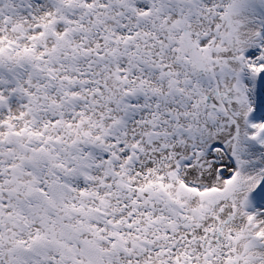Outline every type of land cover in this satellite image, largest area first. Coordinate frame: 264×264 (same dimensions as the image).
<instances>
[{"label":"rangeland","instance_id":"obj_1","mask_svg":"<svg viewBox=\"0 0 264 264\" xmlns=\"http://www.w3.org/2000/svg\"><path fill=\"white\" fill-rule=\"evenodd\" d=\"M117 1L0 0V68L14 71L28 58L35 70L0 87L7 98L25 94L0 110V216L4 211L30 248H60L47 264H84V253L93 254L71 235L77 230L93 249L109 251L99 252L95 264H203L201 238L215 229L217 206L190 225L166 226L151 219L170 210L138 197L131 213L142 233L128 249L109 244L127 229L121 220L129 219L122 206L128 182L138 189L157 182L171 193L199 177L197 150L203 151L197 138V146L183 144L179 157L171 151L168 71L163 63L142 62L139 52L148 46L140 14ZM193 121L195 134L214 129H205L200 115ZM58 151L60 162L46 161V153ZM88 176L93 181L83 180Z\"/></svg>","mask_w":264,"mask_h":264},{"label":"bare ground","instance_id":"obj_2","mask_svg":"<svg viewBox=\"0 0 264 264\" xmlns=\"http://www.w3.org/2000/svg\"><path fill=\"white\" fill-rule=\"evenodd\" d=\"M120 2L140 14L142 39L148 46L146 53L139 52L142 62L163 63L168 71L173 97L171 151L179 157L183 144L192 141V146H197L195 138L203 144V151L197 150L199 177L184 181L171 193L157 182L149 188L152 181L147 187L144 183L145 189L143 184L140 189L123 185L128 200L122 206L128 209L129 219L121 221L127 229L117 231L109 244L128 249L142 233L143 223H133L138 217L131 213L139 205L138 197L170 210L165 218L158 215L151 219L166 226L176 222L190 225L195 217L217 206L215 229L207 228L201 238L203 264H264V0L116 3ZM128 18H120L119 23ZM198 115L205 129L212 124L214 134L192 131L190 127L196 126L193 118ZM182 130L186 134L183 139ZM254 189L258 192L251 196ZM73 233L94 254L84 253V264H95L99 252H109L93 249L83 232ZM81 250L71 246V251ZM59 255L57 247L35 244L30 248L3 211L0 264H47Z\"/></svg>","mask_w":264,"mask_h":264},{"label":"trees","instance_id":"obj_3","mask_svg":"<svg viewBox=\"0 0 264 264\" xmlns=\"http://www.w3.org/2000/svg\"><path fill=\"white\" fill-rule=\"evenodd\" d=\"M55 33L60 34L59 32H55ZM13 61H17V59L14 58ZM23 62H24V65L21 66L20 68L16 69V70H14V71H10L6 68H0V87L10 88L12 85L8 84L7 79L14 82V84H16L20 78L24 79L28 75V73L35 72L33 63L28 58H26ZM4 65L7 66V64H4ZM105 75H106V73L102 74V76H105ZM41 77L42 76H39V78H41ZM108 81H111V76H109V75H108ZM23 97H25V94H22L21 97H19L15 91L11 92L10 96L8 98L3 96V95H0V110L4 109L6 107V102L9 99H17L19 102H21L22 101L21 98H23ZM33 112H35V111H33ZM38 115L39 114L36 113V116H38ZM58 146L60 147L59 144H58ZM73 151L74 150L67 152V153L69 155H72ZM60 152H63V151L60 150ZM60 152L58 151L56 154L46 153V161H58V162H60ZM54 174L58 177L60 175V169L54 171Z\"/></svg>","mask_w":264,"mask_h":264},{"label":"water","instance_id":"obj_4","mask_svg":"<svg viewBox=\"0 0 264 264\" xmlns=\"http://www.w3.org/2000/svg\"><path fill=\"white\" fill-rule=\"evenodd\" d=\"M146 184H147V183H145V185H146ZM129 185H131V187H129ZM126 186L129 187V188H132V186L135 187L136 185H133L132 182H128V183L126 184ZM149 186L152 187V188H154V187H155V182L152 181L151 184H149Z\"/></svg>","mask_w":264,"mask_h":264}]
</instances>
